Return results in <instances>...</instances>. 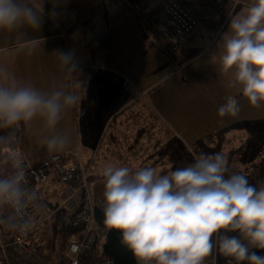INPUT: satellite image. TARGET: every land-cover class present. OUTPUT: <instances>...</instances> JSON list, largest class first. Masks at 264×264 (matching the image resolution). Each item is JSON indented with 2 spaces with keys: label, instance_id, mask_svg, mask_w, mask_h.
Returning a JSON list of instances; mask_svg holds the SVG:
<instances>
[{
  "label": "clouds",
  "instance_id": "clouds-1",
  "mask_svg": "<svg viewBox=\"0 0 264 264\" xmlns=\"http://www.w3.org/2000/svg\"><path fill=\"white\" fill-rule=\"evenodd\" d=\"M65 4L0 0V31L40 29L45 17L58 19ZM222 38L220 72L249 107L264 106V0H254L233 17ZM60 59L68 73L76 74L77 91L44 93L18 84L6 72L0 76L6 82L0 84V128H15L39 116L54 129L64 111L83 105L78 91L81 61L75 49L61 52ZM240 112L236 96H228L217 110L219 117H237ZM45 143L50 151H63L69 141L54 136ZM7 156L22 171L20 154L8 148ZM102 175L104 230L119 233L122 247L137 264H205L214 249L234 264H264V256L257 255L264 251V182L257 187L232 172L223 153L200 154L188 166L163 175L153 167L114 165L106 166ZM34 200L22 189L19 172L0 178V206H11L23 218ZM30 227L26 220L16 229Z\"/></svg>",
  "mask_w": 264,
  "mask_h": 264
},
{
  "label": "crops",
  "instance_id": "crops-1",
  "mask_svg": "<svg viewBox=\"0 0 264 264\" xmlns=\"http://www.w3.org/2000/svg\"><path fill=\"white\" fill-rule=\"evenodd\" d=\"M147 1L137 0L135 3L137 9H144L145 15L163 6V0H153V4ZM253 2L250 0L248 5ZM93 3H96L98 10L92 12L91 27H96V30H89L91 36L85 42L76 41L74 37L71 41L66 40L63 28L57 25H52L51 31L39 37L0 42V76L6 72L18 84L31 85L44 93L77 91L73 86L76 74L68 73L60 59L61 52L75 49L81 61L79 78L82 86L78 91L83 101L82 106L64 111L54 129L46 127L38 116L29 123L22 122L15 128H0V131H9L2 147L10 135H16L21 139L26 156L34 161L60 152L50 151L46 146L45 142L54 136L67 138L69 143L64 150L78 145L83 162L90 168L91 197L102 201L103 169L108 165L129 166L134 170L148 167L145 166L146 162L154 153L144 155L145 149L148 147L149 153L151 148H159L161 122L165 123L169 132L172 131L174 100L169 96L167 106L165 91H156L157 88L169 81L177 70L188 67L205 51L212 50L223 39L228 28L214 45L209 44L207 37L192 35L188 43L170 59L158 49H151L145 54L142 52L144 40L133 15L126 14V18L120 19L116 13L114 18L115 11L119 12V7H116L107 16L100 0H93ZM247 6L234 16L241 15ZM220 52L221 47L213 58L187 72L185 78H181L173 87L175 95L185 99L190 106L212 102L211 105L215 106L214 117H218L219 106L214 101L221 97L226 100L232 93L227 76L219 70ZM176 58L180 59L178 64L174 62ZM70 76L73 78L70 79ZM125 80L132 84L133 91L124 88ZM3 83L6 82L0 79V84ZM169 92L171 95L172 85ZM236 97L244 102L239 95ZM243 109L248 115H257L256 118H262L264 114V106L251 108L246 104ZM199 113L195 112L196 115ZM256 118L253 120L249 117L256 122L250 125V129L260 131L264 128V119Z\"/></svg>",
  "mask_w": 264,
  "mask_h": 264
},
{
  "label": "built area",
  "instance_id": "built-area-1",
  "mask_svg": "<svg viewBox=\"0 0 264 264\" xmlns=\"http://www.w3.org/2000/svg\"><path fill=\"white\" fill-rule=\"evenodd\" d=\"M235 7V0H167L160 10L145 15L144 25L167 52L175 54L194 34L207 37L213 45ZM124 88L134 89L126 80ZM8 148L20 154L22 171L8 158ZM1 157L9 165L2 178L19 172L22 189L35 200L28 203L23 218L11 206H0V264H114L100 249L106 235L98 218L103 216L102 201L91 197L90 168L78 145L34 161L13 135ZM58 214L65 226L76 231L61 233L63 244L56 247L53 221ZM26 220L31 221L29 229H16Z\"/></svg>",
  "mask_w": 264,
  "mask_h": 264
},
{
  "label": "rangeland",
  "instance_id": "rangeland-1",
  "mask_svg": "<svg viewBox=\"0 0 264 264\" xmlns=\"http://www.w3.org/2000/svg\"><path fill=\"white\" fill-rule=\"evenodd\" d=\"M167 1V0H166ZM163 0V2H166ZM236 7L233 10L234 12L229 16V18L225 21L224 28L221 30L220 34H223L225 28L229 27L230 20L235 17L242 7L247 6L250 0H235ZM150 4H153V0L147 1ZM51 5H46V11ZM96 3L94 5L93 0H66V4L62 5V14L57 20H52L50 18L45 17L44 22L41 25L40 29H30V28H21L19 30L13 32H3L0 31V42H10L13 40H28L35 37L42 36L47 31H51L52 25H57L63 28V31L66 35V40L71 41L72 37L76 41L85 42L91 34L89 30H96V27H91L92 23V12H96L98 9L96 8ZM164 6V4H163ZM162 6V7H163ZM151 7V5H150ZM152 8V7H151ZM121 10V8H118ZM102 10H99L101 12ZM237 12V13H236ZM113 17H116V13L113 14ZM223 32V33H222ZM220 37V36H219ZM218 37V38H219ZM223 41L213 46L212 50L205 51L201 57L194 59L188 67H184L182 70H177L175 75L171 76L165 84L157 88L156 91H165L167 97L165 99L166 105H169L170 97L172 96V131L169 132L166 128L165 123L162 121L160 126V143L159 148L153 147L148 151V147L145 149L144 155H149L150 153H154L152 156H149L148 161L145 166L155 168L159 174H168L171 171L175 170L174 161L180 158L185 157L188 153L191 154L192 150L196 151L194 146H197L200 141L204 138L206 133L214 132V131H222L225 134L226 142L223 145L224 153L238 147H243V150L238 151L234 156L237 160L232 164V168L235 169L244 176H248L253 174L259 163L263 161L264 163V128L259 130H255L253 128L250 129V125L256 123L254 118L257 115H251L245 113L243 108H246V101L241 103V117L238 115L237 117H214L213 111L215 106L211 105L212 102H205L201 105H193L190 106L185 99H181L175 95L174 85L181 78H185L187 72L192 71L194 68L203 65L204 61L209 58H213V55L218 50V48L222 45H219ZM207 42V41H206ZM208 44V43H207ZM7 56H3L5 58ZM177 59V58H176ZM174 60L175 63H179L180 59ZM177 63V64H178ZM220 70V66H219ZM204 71V68H202ZM172 69L170 71V74ZM228 82V77L226 79ZM172 85V94L169 92V87ZM193 86V83H192ZM213 95V94H212ZM242 98L239 94L238 89L232 88L231 96H238ZM219 106L225 103L224 98H220L216 101ZM219 106H217L219 108ZM198 111L202 113L195 114ZM245 116H248L245 117ZM262 118H256L259 120L264 119V114H262ZM167 120V116L164 115ZM252 118L253 120L249 119ZM230 124V125H228ZM228 125V126H226ZM226 126V127H224ZM223 127V128H222ZM222 128V129H221ZM9 135V131H0V155L3 140ZM13 136L10 135L8 139ZM7 139V140H8ZM5 146V144H4ZM155 146V145H154ZM3 159V158H2ZM0 158V177L4 176L6 172L9 170V165ZM177 168H182L179 165ZM172 169V170H171ZM64 238H59V242L56 247L63 243ZM55 244V243H54ZM56 248L53 249L55 251ZM264 251H257V255L263 256ZM225 258L221 256L215 249L213 251L212 256H210L205 264H224Z\"/></svg>",
  "mask_w": 264,
  "mask_h": 264
},
{
  "label": "trees",
  "instance_id": "trees-1",
  "mask_svg": "<svg viewBox=\"0 0 264 264\" xmlns=\"http://www.w3.org/2000/svg\"><path fill=\"white\" fill-rule=\"evenodd\" d=\"M103 6V12L105 15L108 16L110 11H115L116 7L121 8L118 13V18L124 19L127 15H133L137 21V24L140 28L143 40H144V47L142 52L145 54L149 52L151 49H158L159 51L163 52L167 55L170 59H173V54L167 52L164 47L146 30L144 25V9L140 8L137 9L136 4L137 0H100ZM136 3V4H135ZM165 4V2H163ZM114 7V9L112 7ZM127 14V15H126ZM264 124H262V127ZM226 142L225 134L222 131H214L206 133L204 138L200 141L197 146H194L196 151L192 150V154L187 153L185 157L175 160L174 168L176 169L179 165L181 167H186L189 164L193 163L195 158H197L200 154H215V153H223L228 160V167L232 172L239 173L236 168H232V164L236 162L235 155L238 151H242L243 147H238L231 149L224 153L223 145ZM245 148V147H244ZM172 170V169H171ZM240 174V173H239ZM248 181L250 184H253L257 187L260 186L261 182H264V163L263 161L259 163L257 170L248 176ZM100 223L103 225V216L98 217ZM53 231H54V241L53 243L57 242L60 238V234L69 235L76 231L73 228L65 226L61 221V216L58 214L53 221ZM233 235H235L233 233ZM104 251L107 255H109L114 264H135L134 257L128 252L124 247H122L120 243V236L119 233L116 232H107L105 235V240L101 245L100 248Z\"/></svg>",
  "mask_w": 264,
  "mask_h": 264
},
{
  "label": "flooded vegetation",
  "instance_id": "flooded-vegetation-1",
  "mask_svg": "<svg viewBox=\"0 0 264 264\" xmlns=\"http://www.w3.org/2000/svg\"><path fill=\"white\" fill-rule=\"evenodd\" d=\"M263 256H264V254H263ZM224 258H225V257H223V259H224ZM224 264H234V261H232V260L229 259V258H225Z\"/></svg>",
  "mask_w": 264,
  "mask_h": 264
}]
</instances>
